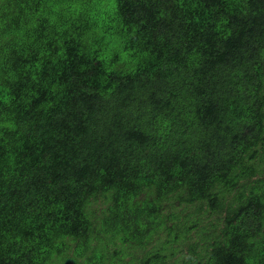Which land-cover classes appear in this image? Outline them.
Wrapping results in <instances>:
<instances>
[{"label":"trees","instance_id":"trees-1","mask_svg":"<svg viewBox=\"0 0 264 264\" xmlns=\"http://www.w3.org/2000/svg\"><path fill=\"white\" fill-rule=\"evenodd\" d=\"M0 264H264V0H0Z\"/></svg>","mask_w":264,"mask_h":264},{"label":"bare ground","instance_id":"bare-ground-1","mask_svg":"<svg viewBox=\"0 0 264 264\" xmlns=\"http://www.w3.org/2000/svg\"><path fill=\"white\" fill-rule=\"evenodd\" d=\"M107 48V47H106ZM242 144V143H241ZM240 147V146H239ZM262 147V146H261ZM251 148V147H250ZM246 152V151H245ZM235 160V159H234ZM239 161V160H238ZM235 162V161H234ZM178 169V168H177ZM183 170V169H182ZM238 170V169H237ZM185 172V171H184ZM180 175V174H179ZM193 178V177H192ZM178 179V178H177ZM184 179V178H183ZM189 179V178H188ZM248 179V178H247ZM246 179V180H247ZM248 182H249V180H248ZM169 190V189H168ZM188 192V191H187ZM101 197V196H100ZM102 198V197H101ZM100 203V202H99ZM102 203V202H101ZM185 222V221H184ZM185 225V224H184ZM186 226V225H185ZM218 229V228H217ZM222 230V229H221ZM207 235V234H206ZM214 235V234H213ZM223 235L224 234H222V237H223ZM228 235H231V234H227V236ZM208 239V238H207ZM217 239V238H216ZM223 239H224V237H223ZM229 239V238H228ZM222 240V239H221ZM207 241V240H206ZM216 241V240H215ZM209 242V241H208ZM211 243H212V241H210ZM224 243H226V242H224ZM216 244V243H215ZM225 247V246H224Z\"/></svg>","mask_w":264,"mask_h":264},{"label":"rangeland","instance_id":"rangeland-1","mask_svg":"<svg viewBox=\"0 0 264 264\" xmlns=\"http://www.w3.org/2000/svg\"><path fill=\"white\" fill-rule=\"evenodd\" d=\"M94 205H96V204H94ZM99 205H102V203H99ZM97 207V206H96ZM96 211H98V208L96 209ZM211 219V218H210Z\"/></svg>","mask_w":264,"mask_h":264}]
</instances>
